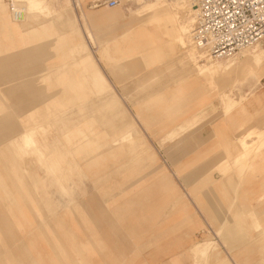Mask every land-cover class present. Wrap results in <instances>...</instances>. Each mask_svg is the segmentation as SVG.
Segmentation results:
<instances>
[{
  "label": "rangeland",
  "instance_id": "obj_1",
  "mask_svg": "<svg viewBox=\"0 0 264 264\" xmlns=\"http://www.w3.org/2000/svg\"><path fill=\"white\" fill-rule=\"evenodd\" d=\"M57 1L77 15L84 33L89 31L103 41L124 32L122 37L131 47L121 53L120 61L111 64L99 59L90 44L106 78L96 91L91 84L97 77L75 66L69 39L61 33L64 26L58 25L59 33L54 36L44 37L43 57L36 55L29 43L16 42L14 35L0 29V83L15 87L13 96L0 95V264H195V260L196 264H264V234L259 229L248 230L243 244L230 247L216 234V225L205 222L202 209L212 200L224 199L212 181L225 182L231 176L239 182L231 169L232 159L219 162V154L225 155L221 139L226 132L214 135L213 122L224 117L222 125L230 120L247 132L264 130V77L248 89L232 83L228 75L217 74L215 79L224 89L232 86L230 92L228 89L231 104L225 111L215 91L201 95L197 90L194 95L189 93L190 86L176 88L181 85L176 77H194L191 61L186 60L184 72L175 56L165 53L154 62L156 67H151L158 57L146 55L145 49L156 36L143 21L144 13H138L131 23L122 21L119 14L129 16L153 0H116L112 8L103 4L107 0ZM173 1L165 0L169 5ZM2 2L9 7L13 0ZM51 8L59 11L55 2ZM172 8L183 21L194 5L179 10L173 4ZM47 22L49 18L41 15L33 26L49 33ZM259 45L264 48V41ZM244 50L230 57L236 65ZM238 68L232 76L240 73ZM153 76L157 79L150 82ZM107 84L130 116L122 122L116 120L119 131H114L113 137L103 136V127L97 125V137L90 136L95 144L85 153L56 155V175L48 173L33 155L19 158L12 145L2 141L11 133L10 124L23 130L44 117L47 128L38 130L37 137L44 134L49 150L56 146L64 150L69 144L58 135L59 121L53 123L54 115L69 125L82 121L83 117H72L73 105L80 102L78 95L89 102L82 110L88 113L90 104L96 106L99 98L108 97L103 92ZM142 86L145 90L135 93ZM153 89L163 94H156V100L145 99L144 93ZM198 130L206 134L198 146L183 143ZM126 131L132 133L131 145L121 139L112 142ZM141 135L145 136L144 145L138 141ZM78 139L74 133L70 141ZM172 157H178L175 163H170ZM257 167L224 199L223 213L236 200L251 205L257 216L264 218V161ZM232 215L233 210L229 211ZM209 241L208 256L194 258L189 247L200 248Z\"/></svg>",
  "mask_w": 264,
  "mask_h": 264
},
{
  "label": "bare ground",
  "instance_id": "obj_2",
  "mask_svg": "<svg viewBox=\"0 0 264 264\" xmlns=\"http://www.w3.org/2000/svg\"><path fill=\"white\" fill-rule=\"evenodd\" d=\"M176 1L177 0H174L173 3L169 5L167 2H165V0H153L144 4L141 8H138L129 16L122 14H119V16L122 21L128 20V23H131L133 19L138 17V13H144L143 21L147 22L149 25L148 29L151 30V32L156 36L154 39L149 41L145 49L146 55L158 57L156 59L154 58L155 60L150 63L152 64L151 67H156L157 63L154 62L162 59V56L165 53H170L175 56L173 59H176V61L179 63V67L182 68V71L185 68L186 60L191 61L189 69L191 72H193L194 77L190 80L185 77L186 75L176 77L178 81H181V85H178L176 88L180 90L181 87L183 89V87L187 88L190 86V90H198L200 87L199 94L201 95H203V93L207 94L208 91L210 93L215 91L218 95V98L220 99V104L225 108L226 111V107L231 104L230 95H228V89L230 92L232 86L224 89L222 82L215 79L216 75H228V77L232 80L231 82L237 83V86H248V89L255 86L256 84L260 83V80L264 77V48L259 45L261 42L241 48L239 51L244 49L246 50H244L245 52L242 53V58L238 60L237 65L235 60L230 58L237 52L218 58L207 56L204 53V50L198 49L193 44L192 36L190 37L193 29L192 25L196 18L197 8L194 6L192 12L189 14V17H184L183 21H179L177 17L178 12L172 8V5L176 4L179 10L181 8L187 9V5L191 3V1L181 0L179 3ZM51 2H55L57 4L59 11L51 8ZM8 4L9 7H6L5 3L0 0V29L10 32L9 34L14 35L16 42L29 43L33 52L41 57L44 56L43 50H45L44 37L54 36L55 34L59 33L56 29L57 26H64V30L61 33L63 36L69 39L71 52L76 56V59H73L76 60L75 66L77 68H83L86 71V74L93 73L94 76L97 77L94 78L91 84L93 86L92 89H95L96 91H99V89L103 87L102 83L105 84L104 81H106V78L95 62V56L91 51L92 48H90V44L96 48L95 53H97L99 59L112 62L111 64H115L116 62L120 61L122 59L121 53L127 47H131V45H128L127 41L122 37L124 32H121L120 34L113 37H108L103 41L94 37L89 31L84 33L81 29L77 15L72 11H67L63 4L59 3L57 0H13V2ZM106 7L112 8L113 6H108L106 4ZM13 8L20 9L21 14L19 19L14 18V14H12L13 12L11 11ZM41 15L47 16L49 18V23L47 22L49 33L44 34L43 30L33 26L34 23L39 22ZM156 24H158L157 29ZM45 28L46 27H44V29ZM126 30L128 31V29ZM163 45L166 46V50H159ZM188 45L190 46L188 47ZM181 49H183V51ZM0 50L2 51L3 48L0 47ZM224 58L225 60H223ZM238 65L240 73L232 76L235 73L234 68ZM72 69L74 70L73 67ZM155 75L157 74L155 73ZM156 79L157 78H154L153 76L150 82H153ZM76 82L79 84L78 79ZM166 87L168 86H165L164 88ZM14 88V86H6L0 83V95L7 97H9V95L13 96ZM141 90H145V87L142 86L137 88L135 93L140 92ZM105 91L107 92L106 95H108V97L105 99L103 98V100L102 98H99V104L96 106L94 104H90V111H88V113H83L82 110L85 107H88L89 102L85 100L86 98H83V95H78L79 97L77 98V101L80 100V102L73 105L75 106V115H72V117H83L82 121H78L69 125L65 122V120L60 119L61 116L57 117V115H54L56 119L53 123L56 124V121H59L57 127V130L59 131L58 135L60 138L64 137L65 142L69 144L67 146L64 144L65 149H62V151L58 150L57 146L54 147L53 150H49V140L44 136V134H42L41 139L37 137L38 130L47 128L48 123H45V120H43L44 117L43 119L39 120L38 124H34L33 126L23 130H21L17 125L10 124L9 131L11 133L8 136H5L2 141L7 144L10 143V145H12L11 147H13L15 150L16 155L18 154L19 158H23V156L25 157L27 155H33L36 157L37 162L45 167L48 173L56 175L57 172L54 169V166L57 165V161L54 159L56 155L66 151L69 153L81 151L85 153V151H88L95 144V140H91L90 136L96 135L97 137L99 128H96L97 125L103 127V136L113 137V132L119 131L115 128L116 120H118V122H122L127 116H130L127 110L121 106L120 102H118L116 93L112 90L109 84H107V87H105L103 92ZM157 91L158 90L155 89L146 91L144 93V98L149 100L158 99L156 94L160 92L157 93ZM254 91L255 89L251 90L249 93ZM161 94L163 93L158 95ZM71 98L72 97L67 98L63 102H66ZM244 110L245 107L242 106L241 111ZM136 114H138L137 109ZM223 118L224 117H221L220 119H217V121L213 122L214 135H221L222 128H227L228 131L227 135L221 139L222 149L225 151V155L222 158L220 157V161L224 162L226 161V158L232 159L231 169L237 173L236 175L239 179L238 183L240 184L243 182V180H245L246 175L250 174V172L258 166V163L262 164L264 161V159H261L264 153V130L254 128L252 131L247 132L243 130L240 125L238 128L234 129L230 121H227L225 125H222ZM74 133L79 136L77 142L70 141ZM131 134V131L121 133L120 138L118 139L117 137H114L112 142L116 143L121 139L122 142H125V145L126 143L129 145L131 143L129 139H132L130 138ZM144 137V135H141L138 138V141L140 140L139 142H141V145L145 144ZM132 152L135 151L133 150ZM217 153L218 152H215V155ZM238 183L236 184L231 176H228L225 182H211L213 187L216 189L219 188L218 194L220 195L221 192V195L223 194L224 199L229 196L231 193L230 191L237 190ZM224 199L222 200L219 198V200H212L211 202L206 203L202 208L205 214V222L207 224L216 225V234L224 243H228V246L231 244L230 247H233L234 243L244 242L245 239L248 238V230L259 229L264 234V218L262 219L257 216L254 207L251 205L249 206V204H246L245 202L241 203L234 200L231 204V208L228 209L229 211L233 210V215L230 217L229 211L227 210L228 207H226V213H223ZM263 211L262 213H264ZM211 245V241L207 242L203 247L200 248L191 245L189 250L194 258L198 257L199 259H205L208 256ZM197 262L198 260H195V264Z\"/></svg>",
  "mask_w": 264,
  "mask_h": 264
},
{
  "label": "built area",
  "instance_id": "obj_3",
  "mask_svg": "<svg viewBox=\"0 0 264 264\" xmlns=\"http://www.w3.org/2000/svg\"><path fill=\"white\" fill-rule=\"evenodd\" d=\"M197 8L192 41L213 58L264 41V0H190ZM116 0L105 4L114 6ZM19 19L20 9H11Z\"/></svg>",
  "mask_w": 264,
  "mask_h": 264
},
{
  "label": "crops",
  "instance_id": "obj_4",
  "mask_svg": "<svg viewBox=\"0 0 264 264\" xmlns=\"http://www.w3.org/2000/svg\"><path fill=\"white\" fill-rule=\"evenodd\" d=\"M103 4H105V3H103ZM105 5H106V4H105ZM113 7H114V6H113ZM198 90H199V89H198ZM191 92H192L194 95H197V94H195V93L197 92L196 89H192L189 93H191ZM234 102H237V101L234 100ZM232 106H233V105H232ZM212 121H213V120H212ZM212 121H211V122H212ZM229 121H230V120H229ZM230 122H231V121H230ZM231 124H232V126L234 127V129L239 127V125H233V122H231ZM221 130H222V132H224V133L226 132V135H227V133H228L227 128H226V129H225V128H222ZM212 132H213V134H214L213 128H212ZM205 135H206V134H205V133L203 134V133L201 132V130H198V131H196L193 135H189V136H187V137L185 138L186 140H184L183 143L186 142V141H189L190 144H191V143L193 144V143L195 142V145L198 146V143H201V139L205 138ZM185 149H186V147L184 148V150H185ZM223 151H224V150H223ZM184 156H185V155H182V157H184ZM220 157L222 158V157H224V156L219 155V162H220V160H221ZM177 158H178V157H177ZM177 158L172 157L171 160H170V163H171L172 160H174V163H175V162L177 161ZM179 159H180V158H179ZM257 168H258V167L254 168V172L257 170ZM254 172H253V173H254ZM252 175H253V174H252ZM250 176H251V175H249V174L246 175L245 179H246V178H249ZM216 183H218V181H217ZM216 200H219V199H216ZM249 206H250V205H249ZM247 207H248V206H247ZM247 210H248V209H247ZM225 213H226V212H225ZM225 213H224V214H225Z\"/></svg>",
  "mask_w": 264,
  "mask_h": 264
}]
</instances>
